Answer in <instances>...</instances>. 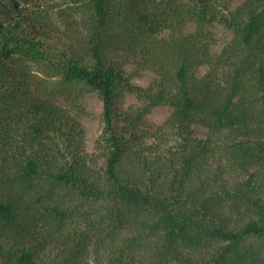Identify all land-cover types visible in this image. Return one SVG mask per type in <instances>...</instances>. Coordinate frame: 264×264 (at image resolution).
I'll use <instances>...</instances> for the list:
<instances>
[{
	"label": "trees",
	"instance_id": "1",
	"mask_svg": "<svg viewBox=\"0 0 264 264\" xmlns=\"http://www.w3.org/2000/svg\"><path fill=\"white\" fill-rule=\"evenodd\" d=\"M24 1L0 19V264H264V0ZM91 92L93 147L60 103Z\"/></svg>",
	"mask_w": 264,
	"mask_h": 264
},
{
	"label": "rangeland",
	"instance_id": "2",
	"mask_svg": "<svg viewBox=\"0 0 264 264\" xmlns=\"http://www.w3.org/2000/svg\"><path fill=\"white\" fill-rule=\"evenodd\" d=\"M11 0H0V19L5 18L6 12L9 10ZM16 3L24 4V0H13ZM51 3L60 0H49ZM244 0H234V6H238ZM13 8L14 5L12 4ZM57 22L60 23L57 10L53 13ZM191 29L194 28V24H191ZM209 28L214 31L216 35V41L214 42L213 49L219 51L222 47L231 39L233 32L225 25L214 22L209 25ZM124 71L133 76L132 80L140 85L148 86L157 77V74L152 70H144L141 73L135 74L136 66L133 64H123ZM205 70V68H204ZM60 103L71 110L79 118L82 119L86 127L87 142L90 146H94L96 139L103 131L104 122L102 120L103 101L97 92H91L85 94L77 101H71L65 98H60ZM121 106L128 108L140 107L142 102L136 94L127 92L126 95L120 100ZM171 113V109L168 106H158L153 108L146 116L147 120L153 123H163L167 120Z\"/></svg>",
	"mask_w": 264,
	"mask_h": 264
}]
</instances>
